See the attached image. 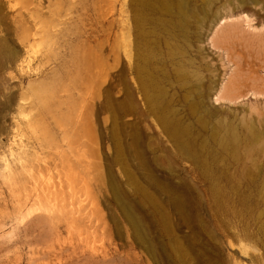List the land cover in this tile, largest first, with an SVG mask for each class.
I'll return each mask as SVG.
<instances>
[{"label": "rangeland", "instance_id": "374dc122", "mask_svg": "<svg viewBox=\"0 0 264 264\" xmlns=\"http://www.w3.org/2000/svg\"><path fill=\"white\" fill-rule=\"evenodd\" d=\"M244 4L0 0L3 43L51 55L20 93L42 82L68 117L48 170L24 173L0 97V264H264V0Z\"/></svg>", "mask_w": 264, "mask_h": 264}, {"label": "bare ground", "instance_id": "6f19581e", "mask_svg": "<svg viewBox=\"0 0 264 264\" xmlns=\"http://www.w3.org/2000/svg\"><path fill=\"white\" fill-rule=\"evenodd\" d=\"M242 1L245 2V4L242 7H244V6L246 7V6H249L251 3H255L257 5V4L260 3L261 0H242ZM259 14L262 16V19H264V8L263 7L260 8ZM34 24H35V22H34ZM35 31H38V30L37 29L34 30L33 33ZM31 34L32 33H30V35ZM35 35H36V33H35ZM26 36H27V34H26ZM26 36L23 35L22 38H20V37L18 38L19 43H21L22 46L24 45L21 50L16 49L14 46L5 45V43H3V40H4L3 37L0 36V97L3 98L2 99V104L3 105L7 104L8 108H9V104H10V105H13V108L15 109V114L12 113L11 117H10L11 118L10 120L12 122V124H11L12 126H11L10 129H12V127H13V130H11V131L9 130L10 133H8V136H6L7 137L6 140L8 141L7 147H9L8 153H10L9 155L13 156V157H10L11 160L13 162L16 161L17 163L15 162V164H17V166L20 167L22 169L21 171H24V173H25L26 168L28 169L29 167L30 168L31 167L35 168L39 172L43 171L45 169L48 170V168H47V164L48 163L47 162H50L51 159H47V158H51V157H48V154L51 155V153L49 152V150L47 151V149H52V148L56 149L57 147H59V144H58L59 141L56 139L57 137L55 138L53 130L58 128V129H60V132H61V130L65 131V129H64L65 125L68 124V120H67L68 117H66V119H65V116L64 117L63 116H58V114L56 113V110L54 108V104L52 102V92H53V90L52 89L49 90V88H46V87H45L46 89L42 88L44 83L39 82V81L38 82H35V81L29 82L28 85H27L26 93L25 92H21L20 93V89L23 88V83L25 81V77L27 76L28 78L29 77L33 78V76L34 77L35 76L39 77V76L43 75V72H45V71L41 70L42 66L40 67L39 64H41L40 62H42L44 60H46V62H47V60H49L51 58V55H50L49 51H46L43 54L39 53L40 57H38L37 59L35 57H33L34 53L31 55L29 53V50H27L26 47H25L26 46L25 45L26 44L25 43L26 40H29V38H28L29 36L28 37H26ZM33 36H34V34H33ZM34 38H35V36H34ZM40 41H42V40H40ZM41 52H43V51L41 50ZM81 52H79V53H81ZM90 56H92V55H90L88 50H85L84 54H83V52H82V54H77L76 53L73 56L74 62H77V64L81 65V66L78 65L79 67H81V69H79V74L82 73V72L85 73L86 70L89 69L93 64H96L95 63V61H96L95 59L96 58L94 57L95 59L92 62L93 58H91ZM97 66L98 65L96 64L95 67H97ZM85 74H84V77H83L84 81L81 82V85L79 87V90H80L79 97H81L83 99V100H81L83 102H84V100H89L88 98H90V97L92 98V95L89 94V90H88L89 89V85H90L89 84L90 79ZM34 79H37V78L35 77ZM81 79H82V77H81ZM25 110H27L29 112V114ZM23 111H25V114L27 112V114L29 115V116L25 117L24 116L25 114L23 113L24 115L23 114L22 115L25 117L24 119L20 118L21 117L20 114ZM54 111H55V113H54ZM87 113H89V111ZM69 119H70V121L72 120L71 118H69ZM85 120H86L87 127H88V129H87L88 130V134L90 135V137H92V140L93 139L95 140V134L94 133L96 131L94 132V128L95 127H93V124L91 123L90 114L89 115L87 114V118L84 119V121ZM70 121H69V123H70ZM67 129L68 128H66V132H67ZM20 130H22L25 133V135H26L25 136L26 137V141L24 143L22 142L23 140H21L22 143L20 142V138H19L20 137ZM95 130H96V128H95ZM63 139L64 138L62 137V140ZM68 139H70V138L69 137L66 138V136H65L64 140L66 141V145H67L65 147H68V148L74 147V148H70V149L76 151L75 149H77V148L75 146H73V141L68 140ZM74 141H76V140H74ZM76 143H78V142H76ZM68 148H65V150L67 151ZM54 149H52V150H54ZM40 150H42V152L44 153L43 156H41V154H39ZM72 150L71 151L68 150V152L72 153ZM74 151H73V153H74ZM77 151H78V149H77ZM66 157L68 158V156H66ZM66 157H64V158L66 159ZM54 159H55V157H54ZM54 159L52 161H54ZM64 160H62V161H64ZM70 160L71 159H69V160L66 159L65 161H67V163L69 164ZM75 160L76 161H72L71 160L69 165L70 166L73 165L74 162L78 163V160L77 159H75ZM60 161H61V158H60ZM79 163H80V161H79ZM6 164H7V162H6ZM66 164H65V166L67 167V171H68V170H70V166H68ZM2 165H3V163H2ZM8 165L9 164H7L6 166H8ZM61 165H62V163H61ZM49 166L50 165L48 164V167ZM12 168H14V167H12ZM1 169H2V166H1ZM16 170H17V168H16ZM18 170H19V168H18ZM71 170H72V167H71ZM11 171H13V170H11ZM11 171L8 173L9 174L8 176L12 178L14 175H13V173ZM63 171H64V169H63ZM20 172H18V173H20ZM5 180H6V178H5ZM16 183H17V181H16ZM12 186H14L13 183H12ZM6 188H8V187H6ZM19 188H20V186H19ZM48 188H46V189H48ZM55 188H57V187H55ZM12 189H13V187H12ZM52 189H53V191L51 190V192L55 193L56 190H54V188H52ZM9 192H10V190H9ZM51 192L49 190V194ZM45 197H46V195H45ZM61 197H62V195H61ZM1 199L3 200V198H1ZM48 200H50V199H48ZM52 200H53V198H52ZM3 207L4 206H3L2 202L0 201V231L5 226V222H6V218H7V215L5 213L6 210H4ZM0 234H1V232H0ZM2 235H0V253H2L3 250H5V248H6V243H5V239H4L5 236H4L3 233H2ZM1 257H2V255H1ZM17 263L18 262H16V264Z\"/></svg>", "mask_w": 264, "mask_h": 264}]
</instances>
